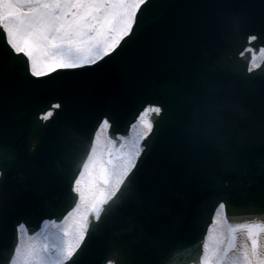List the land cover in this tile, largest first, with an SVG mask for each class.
<instances>
[{"label": "snow or ice", "instance_id": "6c2138e0", "mask_svg": "<svg viewBox=\"0 0 264 264\" xmlns=\"http://www.w3.org/2000/svg\"><path fill=\"white\" fill-rule=\"evenodd\" d=\"M151 4L152 0H0V114L24 94L47 90L70 98L83 88L82 77L117 58L125 81L103 103L88 137L86 158L77 170H66V188L53 185L34 202H18L5 188L8 166L0 163V237L9 235L11 222L13 241L6 252L0 250V264H88L93 218L99 221L118 193L139 199L133 180L157 137L162 143L183 138L200 145L197 167L209 194L217 195L211 227L204 230L200 254L191 264H264V110L257 113L245 101L257 92L254 69L247 67L244 74L225 82L215 77L211 63H202L170 85V95L178 101L175 109L164 100L142 99L152 87L144 70L156 60L162 39L148 27ZM215 8L213 32L218 20L234 28L255 21L235 0H217ZM250 38L260 39V33L253 31ZM64 97L39 109L31 127L46 132L54 113L59 114L56 110L70 108ZM137 103L124 134L118 136L122 111ZM67 134H78L71 122L63 129V136ZM257 147L262 161L258 192L253 206L236 208L227 196L217 194L216 178L248 159ZM64 199L72 201L69 207H61ZM33 213L38 214L35 228L29 223ZM237 214L247 218L237 221ZM142 233L145 243L126 248L123 259L112 257L105 264H170L171 231L142 225Z\"/></svg>", "mask_w": 264, "mask_h": 264}, {"label": "water", "instance_id": "95a60500", "mask_svg": "<svg viewBox=\"0 0 264 264\" xmlns=\"http://www.w3.org/2000/svg\"><path fill=\"white\" fill-rule=\"evenodd\" d=\"M217 0H152L146 13L148 27L162 37L156 60L144 70L152 87L142 96L145 100H164L173 109L178 104L170 95V85L187 74L194 73L202 63L214 66V75L221 81L235 80L249 66L240 53L249 44L256 52L264 47V4L261 0H235L255 18L242 28H234L224 21L211 27ZM165 3L166 8L159 5ZM143 27V26H142ZM260 33V39L248 43L250 33ZM120 58L104 65L91 76L82 77L83 88L70 98L58 92L40 91L24 94L22 99L9 102L0 114V163L8 166L5 188L18 202H34L39 194L53 185L63 184L65 173L80 167L86 158L88 137L97 123L102 105L112 99V90L125 86ZM257 92L245 101L257 113L264 110V64L254 72ZM64 97L70 108L56 110L47 131L34 129L31 121L39 109L46 108L56 98ZM245 105V107H247ZM139 103L122 111L119 125L121 134L128 126ZM165 116V121L169 119ZM71 122L77 135L63 136V129ZM48 123V122H46ZM203 149L186 139L162 143L155 138L144 164L133 180L140 193L130 200L119 193L105 207L101 219L90 229L88 264H105L109 258L123 259L125 249L145 243L142 225L152 231H171L170 264H191L200 254V244L211 224L217 195H210L207 183L197 167ZM259 149L236 167L217 176V194L227 196L236 208L253 206V197L261 180ZM163 185V189L161 188ZM122 192L124 189L121 190ZM64 199L61 207H69ZM246 214H237L239 221ZM55 219V217H53ZM33 228L38 214L29 216ZM9 235L0 237V250L7 251L13 243ZM118 241V242H117ZM2 260V257H0Z\"/></svg>", "mask_w": 264, "mask_h": 264}, {"label": "rangeland", "instance_id": "374dc122", "mask_svg": "<svg viewBox=\"0 0 264 264\" xmlns=\"http://www.w3.org/2000/svg\"><path fill=\"white\" fill-rule=\"evenodd\" d=\"M49 229L50 230H54L55 229V225H49Z\"/></svg>", "mask_w": 264, "mask_h": 264}, {"label": "bare ground", "instance_id": "6f19581e", "mask_svg": "<svg viewBox=\"0 0 264 264\" xmlns=\"http://www.w3.org/2000/svg\"><path fill=\"white\" fill-rule=\"evenodd\" d=\"M261 56H262V57L264 56V50H262V52H261ZM105 131H107V130H105Z\"/></svg>", "mask_w": 264, "mask_h": 264}]
</instances>
